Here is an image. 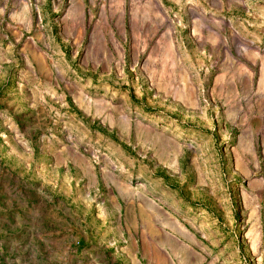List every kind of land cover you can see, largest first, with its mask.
<instances>
[{"label":"rangeland","instance_id":"rangeland-1","mask_svg":"<svg viewBox=\"0 0 264 264\" xmlns=\"http://www.w3.org/2000/svg\"><path fill=\"white\" fill-rule=\"evenodd\" d=\"M0 264H264V0H0Z\"/></svg>","mask_w":264,"mask_h":264}]
</instances>
